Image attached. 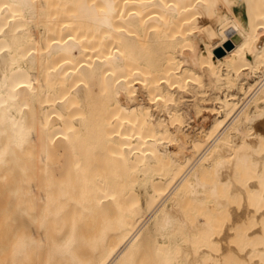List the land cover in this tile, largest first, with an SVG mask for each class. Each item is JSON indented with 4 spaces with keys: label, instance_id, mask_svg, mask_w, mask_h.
<instances>
[{
    "label": "bare ground",
    "instance_id": "obj_1",
    "mask_svg": "<svg viewBox=\"0 0 264 264\" xmlns=\"http://www.w3.org/2000/svg\"><path fill=\"white\" fill-rule=\"evenodd\" d=\"M0 264H264V0H0Z\"/></svg>",
    "mask_w": 264,
    "mask_h": 264
},
{
    "label": "rangeland",
    "instance_id": "obj_2",
    "mask_svg": "<svg viewBox=\"0 0 264 264\" xmlns=\"http://www.w3.org/2000/svg\"><path fill=\"white\" fill-rule=\"evenodd\" d=\"M225 47H226L227 49H229V48H233V46H232L231 43L227 44ZM215 52L217 53L218 56H221V55L224 54L223 51H222V49H217ZM223 90H224V91H223ZM223 90H222V92H223V93H226L225 89H223ZM203 104L205 105V107H211V105H213V104H212L210 101H208V100H207L206 102H204ZM208 104H210V105H208ZM204 105H203V106H204ZM203 113H204L205 116L209 115L206 111H203ZM201 120H202L201 118H198V119H196V122H195V123H199ZM184 121H185V120H184ZM209 122H210V119L207 118L206 123L208 124ZM195 123L191 122L190 125H191V126H194ZM191 130H192V129H191Z\"/></svg>",
    "mask_w": 264,
    "mask_h": 264
}]
</instances>
